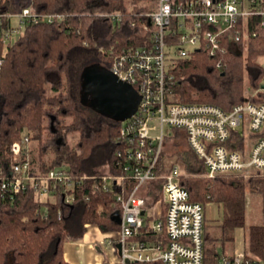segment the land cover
Segmentation results:
<instances>
[{
  "label": "trees",
  "instance_id": "trees-1",
  "mask_svg": "<svg viewBox=\"0 0 264 264\" xmlns=\"http://www.w3.org/2000/svg\"><path fill=\"white\" fill-rule=\"evenodd\" d=\"M145 1L151 5L138 4ZM25 7L61 18L25 25L11 46L0 41V162L8 161L11 146L27 135V156L33 170L64 167L74 176L97 179H88L77 188L72 205L64 204L59 195L40 202L31 192L10 196L0 191V264H71L63 256L66 242L81 240L90 226L105 234L119 230L113 218L115 213L119 215L115 188L93 190L92 184L99 183L103 166L112 174L119 173L120 123L81 103V74L87 66L106 62L111 50L141 45L143 38L130 24L145 22L142 14L155 10L156 0H0V15L19 13ZM116 12L121 14V22L102 16ZM6 24L2 19V26ZM225 44L226 51L215 56L199 49L178 59L169 87L175 101L210 103L223 110L245 100L264 103V68L258 60L264 59V28L255 27L245 48L242 43L236 46L239 51L228 41ZM245 87L255 94L246 97ZM173 130L168 139L176 133L184 139L183 132ZM261 135L250 134V138ZM238 145L243 148V141ZM161 161L166 166L176 164H166L165 151ZM193 172L197 174L182 172L180 185L192 201L215 204L221 212L216 227L219 234L207 233L204 227L203 264H218L224 254L216 251L215 243L231 241L234 229L245 228L247 191L260 196L264 215V174L252 172L246 185L241 175L207 178L200 171ZM158 235L165 239L164 230L138 239L154 240ZM246 237L245 259L250 264H264V216L248 226Z\"/></svg>",
  "mask_w": 264,
  "mask_h": 264
},
{
  "label": "built area",
  "instance_id": "built-area-1",
  "mask_svg": "<svg viewBox=\"0 0 264 264\" xmlns=\"http://www.w3.org/2000/svg\"><path fill=\"white\" fill-rule=\"evenodd\" d=\"M102 16L113 23L122 19L119 12ZM60 18L55 14L40 15L29 7L0 15V41L5 47L11 46L25 25ZM142 18L147 23L130 24L139 31L142 44L111 50L108 60L100 63L140 96L136 112L119 122V173L101 174L99 183L92 184L93 190L115 188L114 203L120 222L119 230L106 234L104 239L105 246L116 252L108 263L203 264L205 206L192 201L187 189L180 185V168L161 161L170 135L164 128L183 132L188 150L200 162L202 175L207 178L222 174L245 176L250 172L263 175L264 103L245 100L223 110L210 103L175 101L169 91L172 69L178 59L199 49L210 56L226 51V41L233 50L240 43L245 48L249 36L255 35V27L264 28V0H156L155 10L143 13ZM2 19L7 21L5 26ZM1 65L0 59V70ZM260 133V137L250 138V134ZM29 142V137L23 135L11 146V158L0 162L1 193L12 196L31 192L40 202L52 201L59 195L64 204L72 205L77 188L88 179L96 181V176L77 177L64 167L33 170L27 156ZM162 230L165 239L159 235L154 240L138 239L139 235L146 238ZM218 264L250 263L244 252H238L222 255Z\"/></svg>",
  "mask_w": 264,
  "mask_h": 264
},
{
  "label": "rangeland",
  "instance_id": "rangeland-1",
  "mask_svg": "<svg viewBox=\"0 0 264 264\" xmlns=\"http://www.w3.org/2000/svg\"><path fill=\"white\" fill-rule=\"evenodd\" d=\"M139 5L143 6H149L151 5V2H139ZM155 4V3H154ZM131 7V6H130ZM15 19H13V23H15ZM259 62L262 63V66L264 68V59L259 58ZM244 94L245 96H251L254 95L255 92L244 88ZM165 134H169L170 132H175L173 129H169L165 126L164 128ZM75 139V138H74ZM74 139L71 138L73 141ZM34 146L36 144L34 143ZM165 161L166 164L176 163L177 166L180 168L182 172L188 173L191 171L193 175L197 174L193 171L203 173V168L200 164V162L193 156V154L188 150L185 141L179 133H176V135L169 138L165 143ZM188 168V169H187ZM102 174H109L107 166H103L100 168ZM252 172L246 174L245 176H242L244 179V182L246 185H248V179ZM247 202H246V219H245V228H239L234 229L231 232V235L235 238L234 241H228L224 244V251L227 253L232 252L233 246H247V237L243 238V233H247V228L249 225L253 223L261 222V218L263 215V204L260 201V196L255 195L254 193L247 191ZM208 203L204 204L205 206V215H206V221H205V228L207 233L219 234L216 230V225L213 220L219 219V207L215 204L207 206ZM159 206L158 204H156ZM244 239V240H243ZM216 244V250L221 253V243L217 242ZM104 252L109 257V259H114L116 256V252L111 248L110 246H103ZM110 248V249H109Z\"/></svg>",
  "mask_w": 264,
  "mask_h": 264
},
{
  "label": "water",
  "instance_id": "water-1",
  "mask_svg": "<svg viewBox=\"0 0 264 264\" xmlns=\"http://www.w3.org/2000/svg\"><path fill=\"white\" fill-rule=\"evenodd\" d=\"M80 101L93 111L121 122L136 112L140 96L130 84L119 80L111 71L100 64H93L81 74ZM113 218L120 222L118 213Z\"/></svg>",
  "mask_w": 264,
  "mask_h": 264
},
{
  "label": "crops",
  "instance_id": "crops-1",
  "mask_svg": "<svg viewBox=\"0 0 264 264\" xmlns=\"http://www.w3.org/2000/svg\"><path fill=\"white\" fill-rule=\"evenodd\" d=\"M253 139V138H252ZM182 172V171H181ZM211 206L213 204L208 203L207 206ZM159 208V207H158ZM156 207V209H158ZM165 204L162 203L160 205L161 212L164 213ZM219 219L213 220L215 225L218 226L221 219V212L219 211ZM206 221V215H205ZM206 224V223H205ZM239 229V228H237ZM106 234L103 233L98 227L90 226L86 233L83 235L82 239L77 242H66L63 246V256L64 259L71 264H101L102 262L106 261L109 262L112 259H109L104 252L103 246H105L104 239ZM243 238H246V233H243ZM234 237L233 240L234 241ZM243 239V240H244ZM230 241V242H231ZM228 242V241H226ZM221 243V242H220ZM225 244V243H224ZM224 244L221 243V253L224 255H234L238 252H245L247 246H233L232 252L227 253L224 251ZM108 246V245H106ZM111 247V246H110ZM112 248V247H111ZM110 249V248H109ZM217 251V250H216Z\"/></svg>",
  "mask_w": 264,
  "mask_h": 264
}]
</instances>
